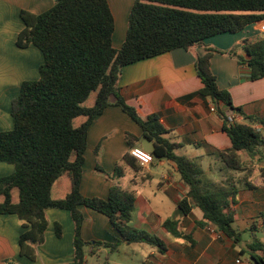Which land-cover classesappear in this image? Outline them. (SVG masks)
<instances>
[{"label":"trees","instance_id":"16d2710c","mask_svg":"<svg viewBox=\"0 0 264 264\" xmlns=\"http://www.w3.org/2000/svg\"><path fill=\"white\" fill-rule=\"evenodd\" d=\"M53 1L54 5L43 13H20L24 29L16 44L21 49L38 48L44 62L39 78L23 82L19 94L12 99L13 128L0 131V162L14 166L13 173L0 176V215H16L23 222L20 255L36 259L37 246L45 240L49 225L46 210L50 208L71 213L75 264H86L89 245L103 246L109 249L108 254L116 252L119 242L147 243L160 249L164 246L158 237L130 226L135 192L113 187L108 199H100L87 198L80 191L88 131L111 105L121 107L142 127L143 138L153 143L154 158L177 164L182 180L189 186L187 196L179 202L184 215L199 208L206 223L238 241L241 234L233 228V214L227 212L236 189L205 181L199 164L176 154L180 146L166 137L168 131L156 114L144 119L125 102L119 81L127 65L176 49L188 50L210 37L237 33L264 22V0H134L126 37L119 49L113 45L115 20L107 0ZM239 49L245 55H239ZM214 52L209 49L196 60V71L204 85L196 94L216 106L222 104L242 113L233 105L231 94L218 87L211 71ZM228 54L249 69L251 80L264 78V38L245 39ZM94 92V105L86 107L85 102ZM218 113L233 144L230 150L219 153L226 166L240 170L262 161L263 135L249 125L229 121L221 110ZM80 117L86 120L76 126L75 120ZM127 137L134 147L137 138ZM240 152L248 154L250 163L243 161ZM124 161L135 165L130 155ZM116 171L122 173L119 167ZM65 174L71 179V191L64 199H53L52 188ZM81 207L106 215L120 241L113 245L85 242ZM164 227L182 236L176 222L168 220ZM56 233L62 236L60 225H56ZM253 257L257 264H264V260Z\"/></svg>","mask_w":264,"mask_h":264},{"label":"crops","instance_id":"0c3cea01","mask_svg":"<svg viewBox=\"0 0 264 264\" xmlns=\"http://www.w3.org/2000/svg\"><path fill=\"white\" fill-rule=\"evenodd\" d=\"M107 1L115 20L113 45L119 49L126 37L134 0ZM53 5V0H0V131L13 128L12 99L19 94L23 82L39 78L44 62L38 48L21 49L16 44L24 29L20 13L28 10L40 14ZM248 38H264L259 24L237 33L210 37L188 50L176 49L127 65L119 81L125 102L144 119L156 114L168 131L166 137L180 146L176 154L199 164L205 181L236 189L227 212L234 216L233 228L241 234L240 239L236 241L206 223L199 208L184 215L179 202L187 196L189 186L175 162L154 158L149 167H141L136 160L134 166L124 161L133 148L128 135L137 138L134 147L149 153L153 143L143 138L142 127L121 107L111 105L88 131L80 191L87 198L100 199H108L113 187L135 192L130 226L158 237L164 246L160 249L147 243L119 242L120 237L110 228L106 215L81 207V234L85 242H119L118 249L111 254L103 246H87L86 264H257L253 256L264 260V146L262 161L240 170L228 168L219 156L233 147L219 110L228 117L235 116L238 123L258 126L264 137V78L251 80L249 69L228 54ZM209 49L216 50L211 71L218 87L231 94L233 105L242 113L222 104L216 106L196 94L204 86L196 71V60ZM238 54L245 55L241 49ZM145 145L150 148L145 149ZM240 156L250 163L247 153L240 152ZM118 167L121 174L116 171ZM13 172V165L0 162V176ZM71 187L69 175H63L52 188L53 199H64ZM46 217L49 225L45 240L37 246L36 259L31 260L20 255L23 222L16 215H0V264H75L71 213L50 208ZM168 220L177 223L181 237L164 227ZM56 225L61 227V237L57 236Z\"/></svg>","mask_w":264,"mask_h":264},{"label":"built area","instance_id":"2783aa9c","mask_svg":"<svg viewBox=\"0 0 264 264\" xmlns=\"http://www.w3.org/2000/svg\"><path fill=\"white\" fill-rule=\"evenodd\" d=\"M259 27H260V31L264 33V22L259 23ZM212 110L214 111V108H212ZM228 118H229V121L231 122H237L235 116H230ZM253 129L257 132L260 131L258 126L253 127ZM129 154L131 157H133L137 161V163L141 167H149L154 162L153 155L139 147L131 148Z\"/></svg>","mask_w":264,"mask_h":264},{"label":"rangeland","instance_id":"374dc122","mask_svg":"<svg viewBox=\"0 0 264 264\" xmlns=\"http://www.w3.org/2000/svg\"><path fill=\"white\" fill-rule=\"evenodd\" d=\"M95 99H96V93L94 92V93H92V95L89 97V99L85 102L84 105H85L86 107H92V106L94 105ZM84 119H85L84 117H80V118L76 119V120H75V125H76V126H79L80 123L83 122ZM147 148H150V147H148V145H145V149H147ZM17 197H18V192L15 191V192H14V199L16 200Z\"/></svg>","mask_w":264,"mask_h":264},{"label":"bare ground","instance_id":"6f19581e","mask_svg":"<svg viewBox=\"0 0 264 264\" xmlns=\"http://www.w3.org/2000/svg\"><path fill=\"white\" fill-rule=\"evenodd\" d=\"M6 119V118H5ZM1 120V119H0Z\"/></svg>","mask_w":264,"mask_h":264}]
</instances>
